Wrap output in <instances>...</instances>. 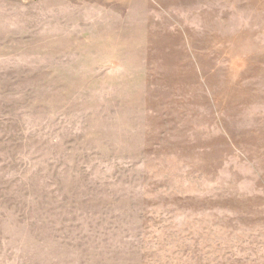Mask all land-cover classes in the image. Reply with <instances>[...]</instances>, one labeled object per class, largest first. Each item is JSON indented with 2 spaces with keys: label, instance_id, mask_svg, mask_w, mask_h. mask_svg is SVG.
I'll list each match as a JSON object with an SVG mask.
<instances>
[{
  "label": "rangeland",
  "instance_id": "374dc122",
  "mask_svg": "<svg viewBox=\"0 0 264 264\" xmlns=\"http://www.w3.org/2000/svg\"><path fill=\"white\" fill-rule=\"evenodd\" d=\"M0 264H264V0H0Z\"/></svg>",
  "mask_w": 264,
  "mask_h": 264
}]
</instances>
